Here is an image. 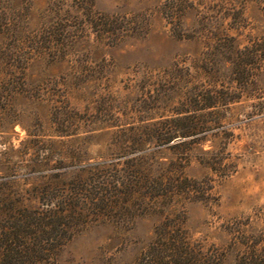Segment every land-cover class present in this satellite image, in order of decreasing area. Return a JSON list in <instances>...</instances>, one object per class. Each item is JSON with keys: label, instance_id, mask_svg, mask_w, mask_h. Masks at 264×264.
<instances>
[{"label": "rangeland", "instance_id": "374dc122", "mask_svg": "<svg viewBox=\"0 0 264 264\" xmlns=\"http://www.w3.org/2000/svg\"><path fill=\"white\" fill-rule=\"evenodd\" d=\"M164 1L92 0L84 9L79 0H0V49L17 56L0 69L10 99L0 111V188L23 203L36 204L24 198L51 166L76 162L74 150L100 159L121 131L174 115L200 89L231 98L200 124L207 135L197 145L225 147L232 172L219 177L201 152L185 168L214 178L208 201L185 200L125 225L93 224L43 264H140L157 226L176 212L195 242L223 253L221 264L264 245V0H189L194 7L177 22L189 34L182 38L161 13ZM88 7L107 14L115 33L98 18L92 27ZM247 60L248 80L236 64ZM46 148L54 151L40 167Z\"/></svg>", "mask_w": 264, "mask_h": 264}, {"label": "trees", "instance_id": "16d2710c", "mask_svg": "<svg viewBox=\"0 0 264 264\" xmlns=\"http://www.w3.org/2000/svg\"><path fill=\"white\" fill-rule=\"evenodd\" d=\"M79 1L84 9L85 5H92V0ZM191 6L194 7L189 0L162 3L161 13L179 38L189 35L177 22ZM86 15L92 27L99 25L98 18L103 30L114 32L111 28L114 21L107 14L97 17L88 7ZM247 49L244 53L250 59L255 52ZM10 51L0 49V69L12 68L6 61H14L17 56ZM236 64L238 72L250 79L251 62ZM4 80L0 73V111L7 110L10 100L5 95ZM230 99L218 89H200L191 96L186 108L174 115L145 128L121 131L120 143L106 155H100V159L83 158L84 151L74 150L76 162L60 168L51 166L57 170L35 184L24 198L36 204L23 203L22 195L15 196L10 188H0V264H43L54 259L72 237L93 224L125 225L139 215L163 212L185 200L208 201L214 178L190 177L185 168L193 154L201 152L200 161L219 177L232 172L230 152L225 147L204 149L197 145L207 135V129L200 124H205L209 114ZM63 113L71 115L69 108ZM53 151L43 150L37 165L48 167ZM184 222L180 212L166 215L140 264H221L223 253L208 251L201 242H195ZM255 251L252 258L239 254L233 264H264V245L258 248L259 252Z\"/></svg>", "mask_w": 264, "mask_h": 264}]
</instances>
